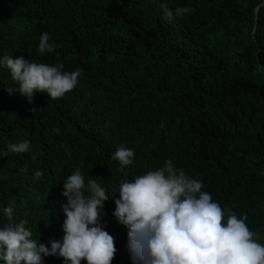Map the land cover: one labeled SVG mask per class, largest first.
Masks as SVG:
<instances>
[{
  "label": "trees",
  "instance_id": "obj_1",
  "mask_svg": "<svg viewBox=\"0 0 264 264\" xmlns=\"http://www.w3.org/2000/svg\"><path fill=\"white\" fill-rule=\"evenodd\" d=\"M44 32L58 47L41 55ZM5 55L81 75L63 97L29 104L6 91L18 84L0 66V230L12 206L38 244L62 241L63 181L79 168L109 196L100 223L111 264H134L113 216L119 186L171 160L264 245V0H0ZM25 140L29 152L9 151ZM121 146L130 165L112 158ZM42 264L65 261L42 254Z\"/></svg>",
  "mask_w": 264,
  "mask_h": 264
},
{
  "label": "clouds",
  "instance_id": "obj_2",
  "mask_svg": "<svg viewBox=\"0 0 264 264\" xmlns=\"http://www.w3.org/2000/svg\"><path fill=\"white\" fill-rule=\"evenodd\" d=\"M190 10L177 8L175 15H185ZM166 15L171 19L173 12L167 11ZM49 41V33H42L38 45L41 55L58 47ZM0 66L9 69L18 84L6 91L10 95L19 92L29 104L36 93H47L53 100L63 97L76 87L81 75L79 70L63 71V64L29 62L23 56L0 57ZM8 149L26 153L31 145L25 140L9 144ZM134 155L132 149L121 146L112 158L127 166ZM27 170L25 165L20 171ZM42 176L40 170L34 172L35 179ZM97 180L85 184L77 168L63 181L62 195L67 200L62 206L64 235L62 241H51L50 250L32 239L26 220L12 223L14 209L5 207L3 213L10 223L0 230V259L6 264H42L43 254L62 257L65 264H81V260L87 264H111L116 252L114 238L100 223L101 210L109 196ZM202 187V181L187 176L171 160L120 184L113 216L128 229V248L134 264H264V245L254 238L255 233L245 223L247 217L238 218L230 209L226 213L209 193L201 191Z\"/></svg>",
  "mask_w": 264,
  "mask_h": 264
}]
</instances>
